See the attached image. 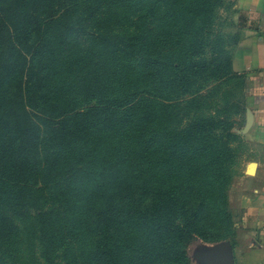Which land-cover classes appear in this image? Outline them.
<instances>
[{
    "label": "trees",
    "instance_id": "obj_1",
    "mask_svg": "<svg viewBox=\"0 0 264 264\" xmlns=\"http://www.w3.org/2000/svg\"><path fill=\"white\" fill-rule=\"evenodd\" d=\"M227 5L0 0V264H192L198 240L235 247L246 100L240 27L214 32ZM71 38L88 45L66 51Z\"/></svg>",
    "mask_w": 264,
    "mask_h": 264
},
{
    "label": "crops",
    "instance_id": "obj_2",
    "mask_svg": "<svg viewBox=\"0 0 264 264\" xmlns=\"http://www.w3.org/2000/svg\"><path fill=\"white\" fill-rule=\"evenodd\" d=\"M227 3L231 6L230 20L240 27L232 69L245 78V129L256 150L241 162L228 193L237 244L211 246L234 253L239 264H264V0Z\"/></svg>",
    "mask_w": 264,
    "mask_h": 264
},
{
    "label": "rangeland",
    "instance_id": "obj_3",
    "mask_svg": "<svg viewBox=\"0 0 264 264\" xmlns=\"http://www.w3.org/2000/svg\"><path fill=\"white\" fill-rule=\"evenodd\" d=\"M219 18L217 21V27L215 28V34H220L224 39L232 38V36L236 33V29L232 25L230 21L231 11L229 6L223 7L219 10ZM82 16V11H78L76 13V19ZM16 21H14L15 24ZM20 33L24 35V30H20ZM76 38H71L68 41L66 51L73 50L75 48V44L79 43L82 48H85L86 42L83 38L79 39L77 42ZM224 90H228V88L224 87ZM233 95H237V91H232ZM236 125L235 131L241 135L242 137V146H241V154H242V161L250 156L254 150H256L255 146L251 143L249 139V132L246 131V123L247 118L245 117H234ZM242 129V130H241ZM241 169V166L238 169ZM237 173V174H238ZM237 237V229L235 228V238ZM230 242V240H224L218 243H206L201 240L196 241L189 249V253L192 259V264H239L238 260L235 259L234 253L230 254L227 252L223 247L221 248H214L211 245H219L222 243ZM237 244V242H236ZM233 250V249H232Z\"/></svg>",
    "mask_w": 264,
    "mask_h": 264
}]
</instances>
